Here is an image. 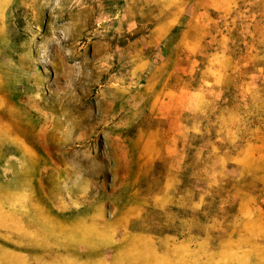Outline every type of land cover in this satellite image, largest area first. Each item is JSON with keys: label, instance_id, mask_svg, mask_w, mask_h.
<instances>
[{"label": "rangeland", "instance_id": "1", "mask_svg": "<svg viewBox=\"0 0 264 264\" xmlns=\"http://www.w3.org/2000/svg\"><path fill=\"white\" fill-rule=\"evenodd\" d=\"M0 264H264V0H0Z\"/></svg>", "mask_w": 264, "mask_h": 264}]
</instances>
